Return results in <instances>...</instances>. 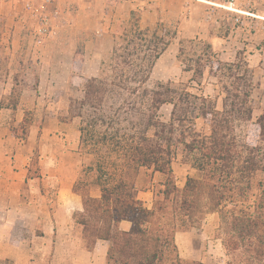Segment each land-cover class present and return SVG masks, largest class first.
I'll return each instance as SVG.
<instances>
[{"label":"trees","instance_id":"obj_1","mask_svg":"<svg viewBox=\"0 0 264 264\" xmlns=\"http://www.w3.org/2000/svg\"><path fill=\"white\" fill-rule=\"evenodd\" d=\"M140 22L135 11L127 26L122 22L97 77L83 75V46L73 57L69 90L77 81L79 94L59 121H78L79 150L97 173L86 186L100 190L94 198L80 193L78 181L73 189L84 207L73 218L85 249L108 242L106 264H205L181 257L176 234L216 216L232 264H264V113L254 117L247 63L223 62L209 43L181 40L178 59L189 81L150 86L177 32ZM206 75L217 80L215 97L202 88ZM166 106L172 108L167 119ZM179 157L199 174L183 189L173 170ZM148 192L151 208L140 199ZM124 221L132 224L129 232L119 228Z\"/></svg>","mask_w":264,"mask_h":264},{"label":"rangeland","instance_id":"obj_2","mask_svg":"<svg viewBox=\"0 0 264 264\" xmlns=\"http://www.w3.org/2000/svg\"><path fill=\"white\" fill-rule=\"evenodd\" d=\"M29 1L35 5L42 3V0H0V106L3 105V109H0V122H6L15 132V136L22 139L21 143L38 144L37 149H31L29 157V166L33 172L40 166L53 165L54 160L64 151L60 148L61 140L55 135H60L59 117L66 118L71 98H76L79 94L75 90L78 87L77 81L73 90H69L72 72L68 73L77 48L83 46L89 73L93 74L100 66L99 61H94L93 57L100 54L103 60L109 55L114 43V37L111 35L124 27L122 22L127 26L132 11L141 17L143 28L156 30L165 26L177 32L171 46L156 64L150 86L168 81L187 83L190 75L184 72L185 66L178 59L180 41H204L212 46L216 57L221 61L234 63L239 57L247 63L255 86L254 117L258 118L264 113V48L230 45L222 41L230 35L235 23L236 15L233 13L212 8L197 0H89L93 3L89 5L93 20L88 27L78 29L73 27L78 0H60L59 4L50 8L51 11L57 8L61 16V20H53L51 31L56 34L50 37V34L44 35L41 32L38 20L26 9V3ZM254 55L256 61L251 63V56ZM51 76L54 79L52 86ZM40 82L43 89L40 99L35 105L25 107L23 104L22 107L23 91L37 88ZM216 84V79L206 75L202 87L205 94L217 96L220 88ZM24 100L29 98L24 96ZM13 104L18 106L17 109L21 108L19 112L6 111V108ZM221 105L220 99L219 106ZM171 110V107H163L161 115L167 119ZM19 118L23 119L20 122L25 123H17ZM71 122H76L78 128L77 120ZM66 133L68 134H62L67 135ZM69 138L71 142H80V133L71 130ZM91 163L92 158L89 156L81 163L79 160L77 166L69 159L66 172L77 178L81 194L91 193L93 196L97 194L95 186H86L97 177L96 172L89 170ZM173 170L180 189L185 187L189 178L199 176L195 169L183 163L182 157L173 164ZM158 179L157 175L156 180ZM54 186L57 187V184L52 183L53 191L50 197L55 198ZM140 197L146 206L153 204L152 192L146 195L142 193ZM54 209L63 219V209L58 206ZM216 223V216H208L200 228L203 234L199 235L197 245L201 248L203 262L232 264L233 259L228 256L219 239ZM19 226L20 230L15 231V244L32 239L37 242L36 246L44 244L43 239L31 238L32 230L38 227V222L28 216ZM48 241L49 246L65 247L66 236L53 237ZM180 245L184 256L197 258L200 255L193 253L191 242L188 248L182 243ZM0 264L13 262L4 258L0 260Z\"/></svg>","mask_w":264,"mask_h":264},{"label":"crops","instance_id":"obj_3","mask_svg":"<svg viewBox=\"0 0 264 264\" xmlns=\"http://www.w3.org/2000/svg\"><path fill=\"white\" fill-rule=\"evenodd\" d=\"M92 4V1L89 0L77 1L78 10L73 27L83 29L90 25L93 19L89 7ZM242 9L260 18L255 19L233 13L238 19H235L230 35L222 41L230 45L264 48V20H261L264 17V8ZM53 33H50V37L54 36ZM111 36L113 37V34ZM255 57V55L251 56V63L256 61ZM93 60H98L101 66L102 56L100 54L99 56L95 55ZM100 66L90 75L88 60L85 58L83 75L88 78L97 77ZM69 71H72V64L68 73ZM50 78L52 86L54 79L52 76ZM68 79L69 74H67ZM41 84L40 82L37 88L23 91L22 107L23 104L28 107L37 103L43 90ZM24 96L29 100H24ZM20 109L12 110V112H19ZM6 111L11 112L9 109ZM17 121L19 124L25 123L20 122L23 121L20 118ZM71 130H76L79 133L76 122L59 123L60 135L55 136L61 140L60 148L64 151L54 160L53 165L40 166L33 172L29 166V157L31 149H37L38 144L21 143L22 139L13 135L11 127L6 122H0V260L9 259L13 264H106L109 243L99 241L93 251L86 250L81 239L83 229L73 218L75 213H83L84 207L79 196L73 191L77 178L75 179V176L73 178L72 174L66 172V165L69 159L75 164L79 160L81 163L86 155L80 152L79 141L71 142L69 138ZM64 132H68V134L63 135ZM52 183L57 184V187L54 186L55 198L54 196L50 197L53 191ZM95 190H97V194L92 197L100 198L99 188L95 187ZM140 199L142 198L140 197ZM55 206L63 209V219L56 213ZM147 206L151 208L152 203ZM28 216L38 222V227L32 230L31 238L45 240L41 246H36L37 242H34L33 239L15 244V231L20 230L19 223ZM131 227L132 224L128 221L119 225V228L125 232H129ZM202 234L200 229L176 234V243L183 259L204 261L201 248L197 245V239ZM63 235L66 236L65 247L49 246L50 238H59ZM190 242L193 253L200 254L197 258H190L182 254L180 244L182 243L188 248Z\"/></svg>","mask_w":264,"mask_h":264},{"label":"built area","instance_id":"obj_4","mask_svg":"<svg viewBox=\"0 0 264 264\" xmlns=\"http://www.w3.org/2000/svg\"><path fill=\"white\" fill-rule=\"evenodd\" d=\"M203 4L211 6L212 8L221 9L230 13L240 14L247 17L259 19L254 14L247 12L242 8L258 9L264 8V0H197ZM60 0H42L41 4L35 5V3L29 1L26 3V9L32 13V15L38 20L41 26V32L44 35L53 33V20H61L60 12L56 8L51 11V7H55L59 4ZM264 20V17H262ZM236 19H238L236 17ZM56 34L55 32L53 33Z\"/></svg>","mask_w":264,"mask_h":264}]
</instances>
